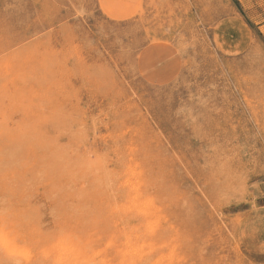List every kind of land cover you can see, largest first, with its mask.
<instances>
[{"label": "rangeland", "instance_id": "374dc122", "mask_svg": "<svg viewBox=\"0 0 264 264\" xmlns=\"http://www.w3.org/2000/svg\"><path fill=\"white\" fill-rule=\"evenodd\" d=\"M255 17L264 1L0 0V264H73L69 234L79 264H264Z\"/></svg>", "mask_w": 264, "mask_h": 264}, {"label": "bare ground", "instance_id": "6f19581e", "mask_svg": "<svg viewBox=\"0 0 264 264\" xmlns=\"http://www.w3.org/2000/svg\"><path fill=\"white\" fill-rule=\"evenodd\" d=\"M46 144V143H45ZM83 150H84V148H83ZM46 157V156H45ZM58 157V156H57ZM51 160H52V158H51ZM44 166V165H43ZM57 173V172H56ZM69 173V172H68ZM102 186V185H101ZM56 194V193H55ZM69 194V193H68ZM77 199V198H76ZM84 205V204H83ZM22 209V208H21ZM145 214H148V212L147 211H145L144 212ZM52 221V220H51ZM36 224V223H35ZM6 227V226H5ZM19 228V227H18ZM3 231V230H2ZM4 234V233H3ZM8 234H9V232H8ZM33 236V235H32ZM36 236V235H35ZM60 236V235H59ZM0 239H2V244L4 245H7V247L8 246H11L12 247V244L11 243H9V238H7V236L5 235V236H3V235H1V238ZM9 239V240H8ZM13 239V238H12ZM15 239V238H14ZM72 239H74V237H73V234L72 235H68L67 236V238H65L63 241L62 240H60V241H58V245H59V247H60V253H59V259L60 260H64V261H67L68 263H73V264H79L80 262H83V260H81L80 258H82V256H81V250L82 249H78L77 248V245L78 244H76ZM25 240V239H24ZM28 240V239H27ZM11 242H13V240H11ZM11 244V245H10ZM88 245L87 246H89L90 247V243L88 242L87 243ZM51 245V244H50ZM108 245H109V243H108ZM13 246L15 247L16 246V244H14L13 243ZM18 246V245H17ZM17 246L15 247V248H17ZM24 246V245H23ZM30 246V245H29ZM83 246V245H82ZM85 246V245H84ZM128 246H129V248L130 249H132V250H128V252L130 253V258H129V260H130V262H134L135 261V259L134 258H136V254H138V252L140 251L139 249L142 247V246H140L139 244H136V243H132V242H130L129 244H128ZM5 247V246H4ZM40 247V246H39ZM46 247V246H45ZM52 247V246H51ZM78 247H79V245H78ZM26 248V247H25ZM81 248V247H80ZM5 249H6V251L8 252V250H11L10 249V247H8V248H6L5 247ZM8 249V250H7ZM28 250H29V247L27 248ZM13 250H14V248H13ZM15 250H17V249H15ZM14 250V251H15ZM28 250H25L24 252H25V254H26V256H27V254H28ZM31 250V249H30ZM18 251V250H17ZM22 251V249L19 251V252H21ZM47 251L48 250H46V253H47ZM52 251V250H51ZM57 251V250H56ZM43 252V251H42ZM36 253V252H35ZM34 253V254H35ZM39 253V252H38ZM41 253V252H40ZM44 253V252H43ZM49 253V252H48ZM87 253V252H86ZM9 254H10V252H9ZM13 254V253H12ZM17 254H18V252H17ZM19 254H22V253H19ZM18 254V256H20ZM34 254H32L31 253V255H34ZM56 254V253H55ZM97 254V253H96ZM127 254V253H126ZM36 255H38V254H36ZM50 255H52L51 254V252H50ZM82 255H83V253H82ZM90 255V254H89ZM17 256V255H16ZM24 256V255H23ZM23 257V258H27V257ZM39 256H41L40 254H39ZM38 256V257H39ZM43 256H44V254H43ZM42 256V257H43ZM58 256H56V257H58ZM87 256H88V254H87ZM97 256V255H96ZM169 256V255H168ZM35 257V256H34ZM47 257V256H46ZM49 257V256H48ZM94 257V256H93ZM92 257V258H93ZM53 258V257H52ZM87 258V257H86ZM27 259H29V257L27 258ZM27 259H26V261H27ZM43 259H44V257H43ZM92 260V259H91ZM91 260H90V262H91ZM95 260V259H94ZM33 261V260H32ZM56 261V260H55ZM101 261V260H100ZM119 261V260H118ZM159 261V260H158ZM31 262V261H30ZM129 262V261H128ZM92 263V262H91Z\"/></svg>", "mask_w": 264, "mask_h": 264}, {"label": "crops", "instance_id": "0c3cea01", "mask_svg": "<svg viewBox=\"0 0 264 264\" xmlns=\"http://www.w3.org/2000/svg\"><path fill=\"white\" fill-rule=\"evenodd\" d=\"M248 1L249 2H256V0H248ZM262 1H264V0H260V2H262ZM255 18L256 19H254V20H255V22L258 23L259 30L264 33V17L263 18H257V17H255Z\"/></svg>", "mask_w": 264, "mask_h": 264}]
</instances>
